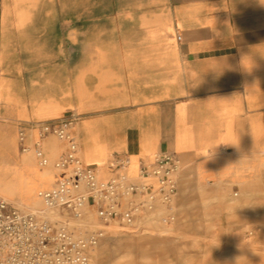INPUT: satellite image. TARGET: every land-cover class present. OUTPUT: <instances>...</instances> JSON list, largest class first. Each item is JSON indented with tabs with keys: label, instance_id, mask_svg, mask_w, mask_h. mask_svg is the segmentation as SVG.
<instances>
[{
	"label": "crops",
	"instance_id": "0c3cea01",
	"mask_svg": "<svg viewBox=\"0 0 264 264\" xmlns=\"http://www.w3.org/2000/svg\"><path fill=\"white\" fill-rule=\"evenodd\" d=\"M71 113L105 177L115 157L136 175L167 152L183 182H243L264 169V0H0V195L24 199L45 171L20 129L33 145Z\"/></svg>",
	"mask_w": 264,
	"mask_h": 264
},
{
	"label": "built area",
	"instance_id": "2783aa9c",
	"mask_svg": "<svg viewBox=\"0 0 264 264\" xmlns=\"http://www.w3.org/2000/svg\"><path fill=\"white\" fill-rule=\"evenodd\" d=\"M80 121L71 113L37 125L33 145L26 127L20 129L23 153L34 154L40 169L51 170L57 182L38 192L43 206L38 213L0 196V264H91L108 228L140 231L158 216L168 225L176 222L181 159L161 153L132 175L130 160L115 157L113 174L105 177L83 159L76 133ZM49 136L63 146L54 160L46 153ZM87 228L94 230L80 231Z\"/></svg>",
	"mask_w": 264,
	"mask_h": 264
},
{
	"label": "rangeland",
	"instance_id": "374dc122",
	"mask_svg": "<svg viewBox=\"0 0 264 264\" xmlns=\"http://www.w3.org/2000/svg\"><path fill=\"white\" fill-rule=\"evenodd\" d=\"M50 152L54 160L57 142ZM29 157L37 172L40 167ZM52 175L45 170L32 189L25 177L24 199L0 196L38 213L43 210L38 192L49 187ZM182 176L183 172L174 224L158 216L140 231L108 228V235L92 253L91 264H264V169L239 183L201 184L193 175L183 182Z\"/></svg>",
	"mask_w": 264,
	"mask_h": 264
}]
</instances>
